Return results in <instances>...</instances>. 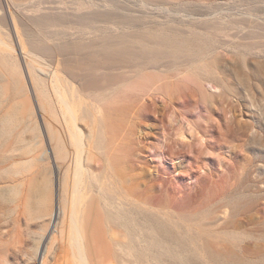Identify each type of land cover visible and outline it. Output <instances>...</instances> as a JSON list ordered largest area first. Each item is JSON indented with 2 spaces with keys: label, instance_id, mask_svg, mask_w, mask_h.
I'll list each match as a JSON object with an SVG mask.
<instances>
[{
  "label": "rangeland",
  "instance_id": "obj_1",
  "mask_svg": "<svg viewBox=\"0 0 264 264\" xmlns=\"http://www.w3.org/2000/svg\"><path fill=\"white\" fill-rule=\"evenodd\" d=\"M76 227L91 264H264V0H0V264Z\"/></svg>",
  "mask_w": 264,
  "mask_h": 264
},
{
  "label": "bare ground",
  "instance_id": "obj_2",
  "mask_svg": "<svg viewBox=\"0 0 264 264\" xmlns=\"http://www.w3.org/2000/svg\"><path fill=\"white\" fill-rule=\"evenodd\" d=\"M60 82L61 81L59 79V76H58L57 72L55 71L53 73V76H52V83H53V89H54V92H55V95L57 98V103L59 104V107L62 111V114H63L62 118L63 119L65 118V120L67 121L68 124L70 123V120H71L72 124L69 125L68 128H69V131L72 132L74 142L78 148V151L76 154L77 155V159H76L77 164L75 162L76 180H75V186H73L74 190L77 192L79 190L82 175L84 173H88L87 177H89V174H90V170L85 168L82 165V161H81L82 160V154L86 148L87 140L83 138L84 133H83L82 127L78 123L77 109H76L74 101H73V96H77V92L79 90H77L75 87H73V88L68 87L67 85L65 87H62L60 85ZM43 86H44V87H42L43 91L48 94L49 90L47 89L46 84L45 85L43 84ZM91 118H93V121L96 120L94 116H92ZM58 120H60V119L58 118ZM62 182H63V180H62ZM57 218H58V214L57 215L55 214V219H56L55 221L56 222H57ZM53 219H54V217H53ZM55 225L56 224H54V226ZM76 229H77V231H76L77 234L75 233V235H77V237H75V238L77 239L76 243H78L77 245L79 247L78 252H79L80 264H91L90 257H89L88 252H87L85 240L83 237V233L81 232V230L79 228L76 227ZM43 254H44V252H43Z\"/></svg>",
  "mask_w": 264,
  "mask_h": 264
},
{
  "label": "crops",
  "instance_id": "obj_3",
  "mask_svg": "<svg viewBox=\"0 0 264 264\" xmlns=\"http://www.w3.org/2000/svg\"><path fill=\"white\" fill-rule=\"evenodd\" d=\"M76 240L75 239V242H71V250L69 252V256H68V259H69V263L68 264H80V260H79V248H78V243H76ZM78 242V241H77ZM89 255V254H88ZM43 262V258L41 259V263Z\"/></svg>",
  "mask_w": 264,
  "mask_h": 264
}]
</instances>
